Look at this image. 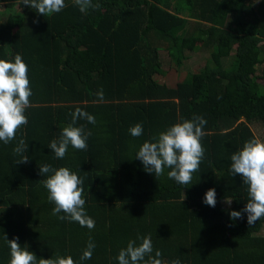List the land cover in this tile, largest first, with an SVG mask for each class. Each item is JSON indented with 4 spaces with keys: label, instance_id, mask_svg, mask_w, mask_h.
Segmentation results:
<instances>
[{
    "label": "trees",
    "instance_id": "obj_1",
    "mask_svg": "<svg viewBox=\"0 0 264 264\" xmlns=\"http://www.w3.org/2000/svg\"><path fill=\"white\" fill-rule=\"evenodd\" d=\"M65 3L44 17L21 0H0V59L21 55L32 89L28 123L17 133L28 144V163H16L17 140L0 141V264L10 258L5 235L18 237L38 258L71 255L76 264H118L119 250L137 235L151 237L163 264H264V219L249 226L246 213L235 221L229 216L248 198L242 178L229 174L231 154L256 137L251 122L264 123L258 82L264 79V0H93L99 8L87 14L72 0ZM197 42L210 49L203 70L175 86L157 81L164 74L160 49L179 66ZM100 89L103 102H97ZM77 107L96 119L76 123L91 131L88 147L69 146L57 159L48 144ZM194 115L207 124L193 183L178 185L167 168L160 177L146 172L135 157L139 146ZM137 123L143 134L133 137L128 129ZM42 164L68 167L83 179L93 229L52 214ZM209 188L215 207L202 202ZM89 237L95 248L81 262Z\"/></svg>",
    "mask_w": 264,
    "mask_h": 264
},
{
    "label": "clouds",
    "instance_id": "obj_2",
    "mask_svg": "<svg viewBox=\"0 0 264 264\" xmlns=\"http://www.w3.org/2000/svg\"><path fill=\"white\" fill-rule=\"evenodd\" d=\"M21 3L44 17L59 13L67 7L65 0H21ZM72 3L82 14H87L89 9L99 8V4H94L93 0H72ZM31 96L28 66L21 55L17 54L14 60L0 59V141L3 144L8 145L17 140V133L27 125L25 112L32 106ZM96 96L99 98L97 102H103V89L98 90ZM78 120L96 123L93 115L77 107L71 113V122L60 131L59 138L48 144L55 158L63 159L69 146L75 150L87 149V141L92 133L90 130L86 131L84 125L76 126ZM206 124V119L199 115L176 122L150 140H145L139 146L135 157L142 162L146 172L160 177L164 175L166 168L170 169L167 177L178 185L187 187L193 183V174L200 170L204 159L205 149L201 141L206 135ZM128 131L133 137H140L143 126L137 123ZM27 149L28 144L21 135L12 149L13 155L20 157L16 163H28V156L25 155ZM230 160L229 174H238L242 178L243 184L247 186L248 197L241 211L229 212L230 219H243L242 213H246L248 225H254L258 220L264 219V140L253 137L246 141L242 148L231 154ZM39 173L42 176L47 174L41 180V185L47 190L48 201L54 204L52 214L61 221L68 220L81 227L93 229L95 221L85 209L83 179L68 167L53 168L50 164L39 165ZM202 202L210 207L216 206L214 188L205 192ZM224 203L230 206L232 200L225 197ZM5 240L10 249L8 264H76L71 255L38 258L27 246L21 247L18 237L9 240L5 235ZM94 248L95 243L89 237L79 260L83 262L91 259ZM161 255L160 250H155L153 255L150 236L137 235L136 239H130L126 247L119 250L116 260L118 264H163ZM171 264H181V261L175 259Z\"/></svg>",
    "mask_w": 264,
    "mask_h": 264
},
{
    "label": "rangeland",
    "instance_id": "obj_3",
    "mask_svg": "<svg viewBox=\"0 0 264 264\" xmlns=\"http://www.w3.org/2000/svg\"><path fill=\"white\" fill-rule=\"evenodd\" d=\"M257 1H254L256 4ZM0 9L2 7L0 6ZM14 10H18V6L14 7ZM195 25V22L191 21L187 25V29L191 30ZM159 44L166 45L164 42H160ZM197 49L195 51H186L188 57L181 62L179 66H177L170 58L169 55L164 48L160 49L159 55L162 62V68L164 70L163 75H155L157 81L161 83H165L168 86H175V84L181 81L187 73L198 72L203 70L205 64L208 62L210 56V49L204 48L200 45V42H197ZM233 53L223 60V64L225 67H229L233 60ZM264 68V63L259 66V69ZM261 85L264 87V79L258 80ZM250 127L257 138L264 140V123L260 121H254L250 123ZM226 206V205H225ZM264 230L262 231V234Z\"/></svg>",
    "mask_w": 264,
    "mask_h": 264
}]
</instances>
